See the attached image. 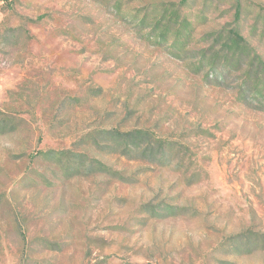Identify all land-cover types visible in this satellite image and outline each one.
I'll return each instance as SVG.
<instances>
[{"label": "rangeland", "instance_id": "obj_1", "mask_svg": "<svg viewBox=\"0 0 264 264\" xmlns=\"http://www.w3.org/2000/svg\"><path fill=\"white\" fill-rule=\"evenodd\" d=\"M1 121L0 264H264V0H0Z\"/></svg>", "mask_w": 264, "mask_h": 264}, {"label": "trees", "instance_id": "obj_2", "mask_svg": "<svg viewBox=\"0 0 264 264\" xmlns=\"http://www.w3.org/2000/svg\"><path fill=\"white\" fill-rule=\"evenodd\" d=\"M8 1V0H6ZM171 25H172V22L169 20L163 27V30L160 32L162 38H164L166 36V34L169 32V30L171 29ZM3 123L2 121L0 122V124ZM5 124L6 122L3 123V125L1 126V130H4V127H5Z\"/></svg>", "mask_w": 264, "mask_h": 264}]
</instances>
